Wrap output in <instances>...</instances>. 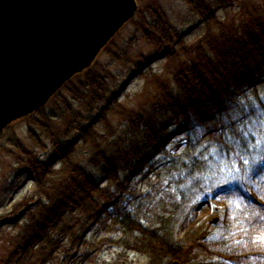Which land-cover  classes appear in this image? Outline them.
Masks as SVG:
<instances>
[{
  "label": "trees",
  "instance_id": "16d2710c",
  "mask_svg": "<svg viewBox=\"0 0 264 264\" xmlns=\"http://www.w3.org/2000/svg\"><path fill=\"white\" fill-rule=\"evenodd\" d=\"M182 1L201 18L200 26L218 28L217 37L207 35L187 48L159 1L143 4L131 22L136 31L156 53L167 46L179 49L168 55L176 67L157 78L144 109H121L122 115L102 111L104 118L112 113L126 119L128 136L110 141L93 127L85 132L78 125L98 110L115 80L99 63L50 102L61 111L64 129L36 116L28 119L51 139V161H40L16 143L24 156L19 163L34 176L40 202L8 264H45L60 245L57 236L72 235L64 219L78 212L89 216L106 200V223L124 235L113 241L120 245L126 236L139 234L133 251L139 252L141 240L147 264H264V0ZM235 7L237 20L218 19L219 11ZM114 48L115 41L104 54L116 62L128 58L124 65L139 67L148 61L137 51L130 54L131 47L118 48L120 53ZM45 110L36 115L45 116ZM74 132L82 133V144L66 142ZM31 137L36 138L33 131ZM177 138L182 141L174 149ZM83 147L86 164L77 155ZM91 166L110 182L138 170L146 192L113 202L88 171ZM211 193L222 207L219 221L198 226L187 212ZM15 254L18 260L12 259Z\"/></svg>",
  "mask_w": 264,
  "mask_h": 264
},
{
  "label": "rangeland",
  "instance_id": "374dc122",
  "mask_svg": "<svg viewBox=\"0 0 264 264\" xmlns=\"http://www.w3.org/2000/svg\"><path fill=\"white\" fill-rule=\"evenodd\" d=\"M158 1L165 9L172 25L178 29L181 37H185L187 48L196 46L207 35L217 37L218 28L214 25L200 26L201 18L182 0ZM207 1L214 5L217 0ZM142 6L140 5L139 11ZM238 15L237 7L229 8L226 11H219L218 19L231 23L233 18L237 20ZM115 45L113 52L120 53L121 50H128L131 47L130 54L136 51L142 53L147 57L148 63H140L139 67L134 66V63L124 65L128 58L124 59L125 63L116 62L106 54H102L98 59L99 66L108 69L115 76V80L110 83L108 93L104 102L98 105V110L88 120L81 121L78 125L85 132L93 127L97 133L105 135L110 141L115 140L120 134L128 136L131 133L129 123L126 119L112 113L104 118L102 111L115 110L122 115L126 111L138 112L144 109L155 93L153 85L157 78L166 73L169 74L172 68L176 67V62L168 59V55L173 49L174 51L179 49L177 45H174L173 49L172 46H167L161 53H156L154 48L136 31L132 23L120 31L115 38ZM161 55H165V58L155 61ZM48 105L45 107V116L34 114L36 120L40 123H46L48 120L50 127L64 129L61 111L53 105ZM121 109L124 112H120ZM62 110L65 112V108ZM28 119L15 122L0 138V264H8L11 261L17 237L27 228L29 215L40 202L34 176L28 172L26 166L19 163L18 159H23L24 156L17 149L16 143L20 142L40 161H51V139L37 128L32 120ZM32 131L35 139L31 137ZM82 137V133L74 132L66 142L82 144L84 142ZM181 141L182 139L177 138L173 144L174 149L179 147ZM77 155L86 164L87 149L83 147ZM56 167L59 170L62 164H57ZM87 168L109 192L113 202L125 200L127 196L134 194L143 195L146 192V186L141 180L142 175L138 170L125 171L121 173L118 181L110 182L105 175L102 176L99 167ZM109 206L110 200H106L89 216L78 212L66 217L64 225L71 228L72 235L66 239H63L64 236H57V239L61 240L60 245L45 264H147L149 260L142 253L141 240L138 241L139 252L133 251L135 240L140 239L139 234L126 236L124 238L126 242L120 245H116L113 241L120 240L124 235L113 223H106ZM221 208L217 196L211 193L209 198L197 200L187 214L196 225H199L204 222L219 221L218 210ZM14 258L18 260L16 254L13 255L12 259Z\"/></svg>",
  "mask_w": 264,
  "mask_h": 264
},
{
  "label": "water",
  "instance_id": "95a60500",
  "mask_svg": "<svg viewBox=\"0 0 264 264\" xmlns=\"http://www.w3.org/2000/svg\"><path fill=\"white\" fill-rule=\"evenodd\" d=\"M137 10V0H0V137L91 68Z\"/></svg>",
  "mask_w": 264,
  "mask_h": 264
},
{
  "label": "bare ground",
  "instance_id": "6f19581e",
  "mask_svg": "<svg viewBox=\"0 0 264 264\" xmlns=\"http://www.w3.org/2000/svg\"><path fill=\"white\" fill-rule=\"evenodd\" d=\"M53 99H54V97H53L49 102H51ZM49 102H48V104H49ZM48 104H47V105H48Z\"/></svg>",
  "mask_w": 264,
  "mask_h": 264
},
{
  "label": "snow or ice",
  "instance_id": "6c2138e0",
  "mask_svg": "<svg viewBox=\"0 0 264 264\" xmlns=\"http://www.w3.org/2000/svg\"><path fill=\"white\" fill-rule=\"evenodd\" d=\"M245 163H247V161H245Z\"/></svg>",
  "mask_w": 264,
  "mask_h": 264
}]
</instances>
